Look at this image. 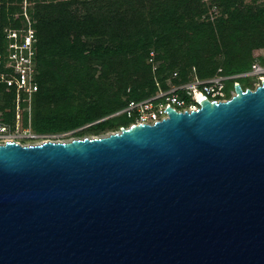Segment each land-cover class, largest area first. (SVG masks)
<instances>
[{"label": "water", "instance_id": "95a60500", "mask_svg": "<svg viewBox=\"0 0 264 264\" xmlns=\"http://www.w3.org/2000/svg\"><path fill=\"white\" fill-rule=\"evenodd\" d=\"M95 136L0 143V264H264V80Z\"/></svg>", "mask_w": 264, "mask_h": 264}, {"label": "trees", "instance_id": "16d2710c", "mask_svg": "<svg viewBox=\"0 0 264 264\" xmlns=\"http://www.w3.org/2000/svg\"><path fill=\"white\" fill-rule=\"evenodd\" d=\"M24 1L34 35L38 87L32 93L30 119L35 131L65 130L93 121L72 135L105 134L132 119L122 113L107 116L111 111L128 98L154 91L156 79L165 86L173 71L177 75L171 81L178 82L194 73L212 75L218 68L243 70L255 59L264 64V55L253 54L264 48V1ZM211 4L220 8L214 19L207 15ZM26 22L23 0H0V72L7 71V29L25 31ZM236 80L243 88L252 87L249 77ZM14 96L15 87L0 80L5 118L10 117L5 109ZM23 117L26 124V112Z\"/></svg>", "mask_w": 264, "mask_h": 264}, {"label": "built area", "instance_id": "2783aa9c", "mask_svg": "<svg viewBox=\"0 0 264 264\" xmlns=\"http://www.w3.org/2000/svg\"><path fill=\"white\" fill-rule=\"evenodd\" d=\"M218 13L219 9L217 5L211 4L207 11L208 17L214 19ZM8 31L10 32H7V53L3 59L4 67L7 71L0 72V80H4L8 85L15 87V96L12 105L5 109L10 112L9 118H5L0 110V143L15 141L21 144H31L45 140L63 141L65 140L63 138L64 134H73L76 130L93 122L79 124L75 127L59 131L39 132L30 129L31 97L38 87L35 77L33 30L31 27H28V30L20 40L16 36L17 30ZM149 60H152V58ZM155 67L153 64V70ZM176 75L177 72L173 71L166 78L165 86H162L159 80L156 79L157 88L154 91L140 98H128L124 105L114 109L107 116L122 113L132 118L129 124L139 122L154 123L167 116L166 109L168 106L178 111H189L198 108V100L201 96H206L210 100L215 101L225 100L234 93L233 85L238 81L236 80L237 78L257 76L258 84L262 79L264 80V64L254 61L249 68L234 72H223L221 68H218L216 73L209 76L201 77L194 73L185 80L172 82L171 78ZM228 84H231L229 92L226 89ZM255 86L250 88H254ZM24 102L26 103L25 105H23ZM23 111L27 113L26 124H24L21 117L22 113H24ZM96 120L99 119H95L94 121ZM24 140H31V142H23Z\"/></svg>", "mask_w": 264, "mask_h": 264}, {"label": "rangeland", "instance_id": "374dc122", "mask_svg": "<svg viewBox=\"0 0 264 264\" xmlns=\"http://www.w3.org/2000/svg\"><path fill=\"white\" fill-rule=\"evenodd\" d=\"M207 1H210V0H207ZM207 1L205 2L206 4H208L207 3ZM212 1H214V0H212ZM245 3H249V2H251L252 0H243ZM262 1H264V0H256V2H262ZM218 7V6H217ZM219 9V13H220V8H218ZM26 10H27V3L23 0V14H24V16H25V18H26V25H27V29L24 31V30H22V29H19V31L17 30L16 31V36L17 37H19V36H24V33L28 30V27H29V18H30V16L27 14V13H25L26 12ZM218 13V14H219ZM204 16H206V14H202V18L204 17ZM7 32H10V31H8V29H7ZM10 34V33H9ZM253 54H254V56L255 57H257V56H259V55H264V48H260V49H255L254 50V52H253ZM254 61H258V59H255ZM258 62H260V61H258ZM249 79H250V81L252 82V87L253 86H255L256 84H258V80H257V76H249ZM73 105H74V102H71L70 103V107L71 108H73ZM24 112V111H23ZM27 114V113H26ZM23 115H24V113H22V121L24 122V117H23ZM30 117H31V110H30ZM26 122H27V117H26V120H25ZM29 121V120H28ZM24 125V124H23ZM30 129L32 130V131H35V130H33L32 129V127H31V119H30ZM77 136H74V135H72V134H64L63 135V138L65 139V140H69V139H71V138H76ZM23 142H27V143H30L31 142V140H24Z\"/></svg>", "mask_w": 264, "mask_h": 264}]
</instances>
